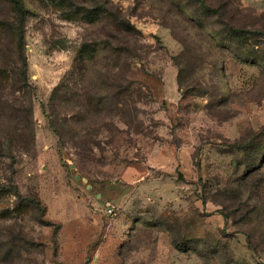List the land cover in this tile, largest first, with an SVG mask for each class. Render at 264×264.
<instances>
[{
  "label": "rangeland",
  "instance_id": "1",
  "mask_svg": "<svg viewBox=\"0 0 264 264\" xmlns=\"http://www.w3.org/2000/svg\"><path fill=\"white\" fill-rule=\"evenodd\" d=\"M22 1L34 139L0 148V245L14 248L0 264H264L211 199L243 160L236 142L264 154V0H204L228 1L220 14L175 0L192 21L176 38L154 0H110L139 31L127 78L145 96L132 126L119 122L113 146L84 162L58 144L41 105L76 83L72 65L100 26L62 0ZM14 16L0 0V22ZM6 42L2 26L0 65ZM259 178L264 203V163Z\"/></svg>",
  "mask_w": 264,
  "mask_h": 264
},
{
  "label": "trees",
  "instance_id": "2",
  "mask_svg": "<svg viewBox=\"0 0 264 264\" xmlns=\"http://www.w3.org/2000/svg\"><path fill=\"white\" fill-rule=\"evenodd\" d=\"M4 1L14 8L15 15L12 23L0 22V28L3 26L9 43L4 45L1 58L5 63L0 65V148L6 144L9 149L13 142L25 146L34 139L31 104L34 88L29 81L23 52L27 9L22 0ZM62 1L74 6L75 11L85 16L90 23L98 24L101 35L95 43L90 44L92 50L89 51V58L81 56L72 65L70 74L76 81L73 87L63 84L56 86L49 96L48 109L43 104L41 108L58 144L71 149L75 158L84 162L94 160L96 156L102 157L105 148L113 146L115 142L117 124L122 122L130 128L133 124L130 116L137 117L136 100L140 101L145 93L141 87H132L127 76L132 66L130 61L137 56L135 41L139 31L128 15L111 6L110 0L96 1L93 6L83 1ZM154 2L152 6L157 4L160 10L166 11L161 19L172 30L175 38L177 24L181 26L182 22H192L185 18V9L178 1ZM190 2L216 14H220L229 4L228 1H221L220 6L204 0ZM233 30L240 33L237 29ZM13 42L16 43V56L11 47ZM236 145L239 151L245 153L243 160L236 163V175L218 185L217 193L221 199L213 196L211 199L220 206L218 211L224 220H231L224 222H230L236 233L245 235L248 247L254 253L260 252L264 256L263 184L260 178L256 184L252 182L264 163L263 146L255 147L246 141L236 142ZM202 191L205 195L209 194L205 185ZM14 192L18 194L17 190ZM172 244L178 250H186L177 241H172ZM13 254V247L0 245V262H8Z\"/></svg>",
  "mask_w": 264,
  "mask_h": 264
},
{
  "label": "built area",
  "instance_id": "3",
  "mask_svg": "<svg viewBox=\"0 0 264 264\" xmlns=\"http://www.w3.org/2000/svg\"><path fill=\"white\" fill-rule=\"evenodd\" d=\"M104 210L107 216H114L116 214L117 207L115 204L107 202Z\"/></svg>",
  "mask_w": 264,
  "mask_h": 264
}]
</instances>
